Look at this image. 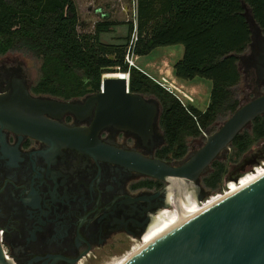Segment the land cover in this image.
I'll return each mask as SVG.
<instances>
[{
    "label": "flooded vegetation",
    "instance_id": "flooded-vegetation-1",
    "mask_svg": "<svg viewBox=\"0 0 264 264\" xmlns=\"http://www.w3.org/2000/svg\"><path fill=\"white\" fill-rule=\"evenodd\" d=\"M263 47L264 33L253 26L249 53L240 56L247 102L264 93V81L255 67ZM36 84L27 81L9 59L0 60V93L24 88L42 102L86 106L88 98L99 92L65 98L36 93ZM144 97L160 109L149 136L109 126L99 132L98 140L113 151L174 164L177 161L161 159L159 154L165 146L161 106L153 96ZM55 108L51 111L56 116L46 113L44 119L68 129H89L95 119L96 107L88 115ZM246 156L253 166L260 164L264 145ZM251 164L235 177L245 175ZM171 191V183L118 162L0 126V240L8 264L106 262L125 253L132 241L144 242L167 232L170 224L163 225L160 216L172 209Z\"/></svg>",
    "mask_w": 264,
    "mask_h": 264
},
{
    "label": "trees",
    "instance_id": "trees-1",
    "mask_svg": "<svg viewBox=\"0 0 264 264\" xmlns=\"http://www.w3.org/2000/svg\"><path fill=\"white\" fill-rule=\"evenodd\" d=\"M246 15L264 33V0H137L136 54L181 45L184 54L174 64L175 77L212 83L204 111L182 105L145 73L128 68L124 56L132 23L105 19L94 25L93 32L80 33L74 0H0V56L14 51L40 58L42 77L36 93L65 98L100 91L105 74L129 73V91L153 96L161 106L165 146L160 158L180 161L188 154V139L209 133L221 116L232 115L241 106L235 90L243 81L240 56L249 49L252 34ZM117 27L126 29L125 36L113 34ZM112 34V41H103L104 35ZM248 128L231 144L237 157L253 140L264 139V115ZM227 174L223 160H216L201 180L216 191Z\"/></svg>",
    "mask_w": 264,
    "mask_h": 264
},
{
    "label": "water",
    "instance_id": "water-1",
    "mask_svg": "<svg viewBox=\"0 0 264 264\" xmlns=\"http://www.w3.org/2000/svg\"><path fill=\"white\" fill-rule=\"evenodd\" d=\"M246 18L251 31L254 26L259 33L262 32L252 16L246 15ZM257 59L256 74L259 80L264 81V47ZM13 65L22 70L27 80L20 64ZM124 75H103L100 91L88 98L86 106L42 102L31 98L24 88L0 93V126L47 142L58 141L64 147H75L93 157L118 162L148 177L171 183L168 199L172 209L162 213L177 222L183 214L196 212L195 206L209 194L199 192L198 185L212 163L225 157L236 136L264 115V93L241 105L216 132L207 137L198 151L169 164L160 160L149 161L133 153L113 151L99 142V132L109 126L141 137L152 133L153 122L160 109L147 103L143 95L131 93ZM52 107L61 113L81 112L87 115L96 107L95 119L89 129H68L44 119L46 113L56 116L51 111ZM250 162V157H244L228 175L227 182L238 184L246 174L236 177L235 174L245 171ZM255 166L252 165L251 172ZM223 197L140 249L123 264H264V174L248 186ZM161 221L163 225L171 222ZM0 264H8L1 240Z\"/></svg>",
    "mask_w": 264,
    "mask_h": 264
},
{
    "label": "rangeland",
    "instance_id": "rangeland-1",
    "mask_svg": "<svg viewBox=\"0 0 264 264\" xmlns=\"http://www.w3.org/2000/svg\"><path fill=\"white\" fill-rule=\"evenodd\" d=\"M74 2L78 10V16H79L78 31L80 33L93 32L94 25L97 22L104 21L105 19H108L110 21H114L117 23L129 22V23L134 24L135 22H137V0H74ZM105 16H107V18ZM113 34H115L116 36H125L126 29L124 27H117V29L114 31ZM113 34L104 35L103 41L105 42L112 41L115 37ZM173 47L170 46V47L159 48L151 52L150 54L143 56L141 60L137 61V65L148 71L149 67H146L147 64L151 62L154 63L156 58H158L160 54L162 53L168 54L172 51L175 53L176 51H178V49H182V46H179V45H176ZM246 53H249V51H247ZM4 59H9L11 64H20L21 68L23 69V71L25 72L27 76V81L32 80L33 83L36 84L41 79L42 60L40 58H37L31 54L10 51L9 53L1 56L0 60H4ZM180 59H176V62L179 61ZM196 81L203 82L206 87L203 88V92H201L195 98V102L193 103H194V106L198 110L204 111L209 105L210 92L212 88L211 81L205 80V79H197ZM235 90L238 92L237 97L239 101L241 102V105L246 104L247 101L245 100V98H246V93H248V90L245 88V84L243 83V81L240 83L239 87L236 88ZM261 91L264 92V89ZM252 96L253 95L251 94V97ZM183 102L185 105L190 104V102L187 101L186 99H183ZM230 116L231 115H227L224 117L221 116L215 123L212 130L209 133H206V136L203 134L202 137H199L196 139H188L187 140V144H188V154L187 155L198 151L204 145L207 137H209L211 134L216 132ZM247 131L252 137L251 128H248ZM263 145H264V139L253 140V143L251 147L249 148V150L245 154L241 155L240 157H237L234 149L230 146L228 149L227 155L221 159L223 160L224 164L227 167L228 174L224 177L220 188L216 191H212L211 189H209L203 184L202 180L200 181L198 185V191L203 192V193L209 192V194L205 195V197L202 198L201 200L202 202L196 206L195 210L199 212L207 207H210L215 201L222 199L220 197L216 198L215 196L220 193H223V190L226 189V186L228 183H234L233 181L227 182L228 175L234 172V168L242 161V159L246 155H248L251 151L252 152L258 151L260 148H262ZM260 162H264V158L261 159ZM263 174H264L263 169H259L257 173H252L251 170H248L246 172V175L241 178L239 184L237 185L230 184V189L232 190L231 193H234L240 190L241 188H244V184L246 181L256 180ZM210 198L212 199L208 203H204L206 200H209ZM170 226L166 228L165 231L170 230ZM158 237L150 238L144 242L143 240L142 241H132L128 250L125 253L121 255L113 256V258L109 259L106 262L100 263V264H115L118 261L122 260L127 255H129L134 249L143 248L147 246L148 244H150L151 242H153Z\"/></svg>",
    "mask_w": 264,
    "mask_h": 264
},
{
    "label": "crops",
    "instance_id": "crops-1",
    "mask_svg": "<svg viewBox=\"0 0 264 264\" xmlns=\"http://www.w3.org/2000/svg\"><path fill=\"white\" fill-rule=\"evenodd\" d=\"M181 46V45H179ZM170 47V46H169ZM173 47V46H172ZM162 48V47H161ZM175 48V47H173ZM159 49V48H157ZM155 49V50H157ZM153 50V51H155ZM152 51V52H153ZM184 54V49H178L175 53L172 51L168 54L162 53L158 58H156L154 63L147 64L146 67H149L148 71L143 69L142 67L138 66L142 69V72L145 73L148 77L161 80L163 77L168 78L171 82L175 83L179 87H181L185 92L191 95L194 99L203 92V88L206 87L203 82L196 81L198 78L192 81H183L179 80L174 75V64L176 63V59H180ZM143 56L138 57V61L142 59ZM212 87V83H211ZM194 105V103H192Z\"/></svg>",
    "mask_w": 264,
    "mask_h": 264
},
{
    "label": "built area",
    "instance_id": "built-area-1",
    "mask_svg": "<svg viewBox=\"0 0 264 264\" xmlns=\"http://www.w3.org/2000/svg\"><path fill=\"white\" fill-rule=\"evenodd\" d=\"M137 22H135L133 24V31L131 33L130 41H129L127 48H126V51H125L124 61H125V64L128 66L129 69L135 68V69H138L139 71L142 72V69H140L137 65V61H138V57H139L136 54V45H137L138 39H139ZM125 75L127 76L126 78L129 81L130 74L126 73ZM151 79L155 83H157L159 86H161L163 89H165L167 92H169L170 94L175 96L182 103V105L187 106L184 104L183 99H186L187 101H189L190 104H192L194 102V99L192 98L191 95H189L187 92H185L181 87H179L175 83L171 82L168 78L163 77L159 81L156 79H153V78H151ZM204 135L206 136V133H204ZM259 169L264 170V162H261L257 167H255L254 171L252 173H257V171ZM230 184H235V183H228L226 186V189L223 190V193H220V194L216 195L215 197L221 198V196L223 197V196L231 193L232 190L230 189ZM235 185H237V184H235ZM212 198H210L209 200H206L204 203H208Z\"/></svg>",
    "mask_w": 264,
    "mask_h": 264
},
{
    "label": "bare ground",
    "instance_id": "bare-ground-1",
    "mask_svg": "<svg viewBox=\"0 0 264 264\" xmlns=\"http://www.w3.org/2000/svg\"><path fill=\"white\" fill-rule=\"evenodd\" d=\"M113 76V75H112ZM125 77H127L126 75H124ZM108 77H111V76H108ZM261 177V176H260ZM259 177V178H260ZM258 179V178H257ZM256 179V180H257ZM255 180H252V181H246L245 182V184H244V187H246V186H248L249 184H251V183H253ZM240 183V182H239ZM242 189V188H241ZM224 198V197H223ZM221 199H219V200H217V201H215L212 205H214L215 203H217V202H219ZM199 204V203H198ZM211 205V206H212ZM197 206V205H196ZM196 206H195V208H196ZM210 206V207H211ZM207 208H209V207H207ZM207 208H205V209H207ZM205 209H203V210H205ZM203 210H201V211H203ZM201 211H199V212H201ZM198 211L197 212H194V211H192V212H190L189 214H183V217L184 218H180L177 222H173V219L170 217V216H168V214H166L167 216H164V215H162V216H160V220H165V221H167V220H170L171 222H169V224L171 225L170 226V230L171 229H173L174 227H176L178 224H180L181 222H183L185 219H187V218H190L191 216H193V215H195V214H197V213H199ZM186 216V217H185ZM169 230V231H170ZM168 232V231H167ZM166 232V233H167ZM165 234V233H164ZM162 236V235H161ZM159 238V237H158ZM157 238V239H158ZM156 240V239H155ZM154 240V241H155ZM152 243V242H151ZM149 245V244H148ZM140 249H142V248H139V249H134L129 255H127L126 257H124L122 260H120V261H118L117 263H115V264H123V263H125L128 259H130L135 253H137Z\"/></svg>",
    "mask_w": 264,
    "mask_h": 264
}]
</instances>
